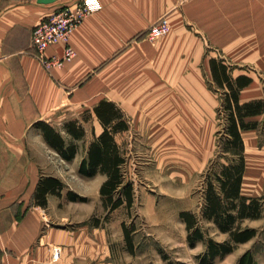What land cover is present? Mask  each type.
Segmentation results:
<instances>
[{
  "label": "crops",
  "instance_id": "1",
  "mask_svg": "<svg viewBox=\"0 0 264 264\" xmlns=\"http://www.w3.org/2000/svg\"><path fill=\"white\" fill-rule=\"evenodd\" d=\"M75 1L0 0V264H138L134 253L124 258L117 252L112 225L90 223L96 211L105 210L102 199L99 210L70 200L66 192L49 194L45 206L36 202L42 177H59L67 185L54 165L69 162L45 140L37 122L52 123L69 140L65 122L79 120L86 127L79 141L87 140L85 155L79 148L72 160L80 164L104 128L95 105L114 101L131 123L117 135L120 143L119 137L133 131L149 147L171 139L170 145L182 146L177 159L183 153L182 160L192 159L193 170L200 171L214 157L217 118L207 63L224 59L235 66L233 76H253L249 68L264 74V0H89L94 13L69 39L75 57L49 70L34 54L33 29ZM167 16L170 31L151 41L147 32ZM64 49L54 44L45 54L63 56ZM253 78L241 89L240 101L264 99ZM247 119L262 126L242 131L247 162L242 191L259 197L264 195V113ZM258 171L260 176L252 175Z\"/></svg>",
  "mask_w": 264,
  "mask_h": 264
},
{
  "label": "trees",
  "instance_id": "2",
  "mask_svg": "<svg viewBox=\"0 0 264 264\" xmlns=\"http://www.w3.org/2000/svg\"><path fill=\"white\" fill-rule=\"evenodd\" d=\"M209 63L214 80L224 90L222 106L227 113L228 123L224 130L225 137L218 144L220 148L218 156L210 161L202 173L205 185L201 211L188 209L180 213L181 219L186 223L188 243L191 246L199 242L205 244L203 253L197 255L200 264H216L218 258L231 254L238 244L257 237L258 229L244 223L248 219H259L264 209V196H250L242 191L247 168L242 131L256 129L261 125L259 120L247 118L264 113V99L240 101L241 89L253 82V76L246 73L233 76L232 65L224 59L212 57ZM94 110L104 128L89 143L87 154L80 163L79 173L84 177L105 175L100 195L107 210L106 219L120 207H125L131 218L137 195L134 181L129 180L125 173L124 165L128 161L129 152L117 138L118 134L130 129L131 123L114 101L102 99L95 105ZM88 118L89 116L87 120ZM35 125L41 129L45 140L64 159L72 161L77 156L79 141L86 136V127L79 120L71 119L65 122L69 140L46 120ZM222 158L225 161H221ZM64 186L59 177L52 175L42 177L34 194L36 202L41 206L47 205L48 195L61 196ZM67 196L72 201H88V196H82L74 190H69ZM100 220L94 217L92 224L100 226L102 225ZM204 222L213 223L222 233L228 234V237L216 240L208 234ZM121 223L128 251L135 253L134 233L137 231V225L134 221L130 225L126 220ZM239 262L257 264L250 250L240 257Z\"/></svg>",
  "mask_w": 264,
  "mask_h": 264
},
{
  "label": "rangeland",
  "instance_id": "3",
  "mask_svg": "<svg viewBox=\"0 0 264 264\" xmlns=\"http://www.w3.org/2000/svg\"><path fill=\"white\" fill-rule=\"evenodd\" d=\"M207 64V74L211 75V64ZM234 69L235 66L232 65V71ZM247 72L257 78V84L264 90V74L259 73L260 71L255 68H249ZM208 83L218 99L216 125L211 134L214 149L213 158L215 159L220 151L219 141L225 137L224 130L228 120L227 113L222 106L224 90L216 83L213 75L208 77ZM91 122L88 123L89 127H91ZM261 126L262 124L259 127ZM162 132L165 133L166 129ZM119 138L121 144L129 152L128 161L124 165L125 173L129 180L134 181L137 195L133 216L130 218L128 210L125 207H120L111 213L108 219L105 218L107 210L105 208V210H99L101 199L103 200L100 195V185L103 177L105 179V175L98 174V176L82 179V175L79 173V159L54 165V172L59 173L67 182L62 190V195L63 192H66L67 196L69 190H74L88 196V201L81 202H87L89 207L99 210L92 215L90 223L92 224L94 217H98L101 219L102 225H112L110 234L114 239V247L124 258L130 252L126 245V237H124L121 223L126 220L130 225L132 221L137 225V231L134 233L136 242L134 254L138 264H200L197 255L203 253L205 244L199 242L197 245L191 246L188 243L186 223L181 219L180 213L188 208L197 212L201 211L205 185L202 173L210 162L205 169L193 170V166L190 164V162H194L192 159L182 160L183 153L177 159L179 156L177 149L182 146L170 145L171 139H169V143L165 142L166 144L154 148L149 147L144 138L135 131L128 132ZM86 143L87 140L80 144L79 153L82 155H85ZM187 148L186 154L189 153ZM221 161H225V159L222 158ZM258 173L253 172L252 175L260 176L262 174L260 171ZM262 176L264 175L262 174ZM244 225L257 228L258 236L246 243L238 244L231 254L218 258L216 264H240V257L249 250L253 253L257 264H264V209L259 219H248ZM204 227L208 234L216 240H224L228 237V234L222 233L213 223L204 222Z\"/></svg>",
  "mask_w": 264,
  "mask_h": 264
},
{
  "label": "built area",
  "instance_id": "4",
  "mask_svg": "<svg viewBox=\"0 0 264 264\" xmlns=\"http://www.w3.org/2000/svg\"><path fill=\"white\" fill-rule=\"evenodd\" d=\"M94 11L95 6L89 0H78L60 7L35 25L31 36L32 48L47 69L62 66L65 61L75 57L76 51L69 40L70 36ZM170 29L171 22L168 16L162 17L151 26L146 36L151 41H155L168 34ZM54 44L65 45L63 56L49 57L45 54V50ZM54 254L56 259H60L61 249L56 248Z\"/></svg>",
  "mask_w": 264,
  "mask_h": 264
}]
</instances>
